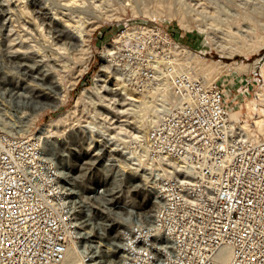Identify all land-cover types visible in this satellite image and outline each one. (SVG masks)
Wrapping results in <instances>:
<instances>
[{
    "label": "built area",
    "instance_id": "obj_1",
    "mask_svg": "<svg viewBox=\"0 0 264 264\" xmlns=\"http://www.w3.org/2000/svg\"><path fill=\"white\" fill-rule=\"evenodd\" d=\"M173 45L184 46L162 26L144 23L125 25L103 47L111 49L107 64L115 77L142 91L168 84L175 99L148 129L136 127L133 101L123 91L79 121L123 139H103L102 147L92 137L80 141L78 172L84 184L95 180L85 203L45 154L43 127L17 123L10 88H0V264H62L71 251L79 264H106L113 254L117 264H264V136L231 119L232 80L210 83L176 71ZM99 66L96 75L101 57ZM94 97L73 117H83ZM113 179L120 181L116 188ZM108 197L121 203L112 213L100 204ZM151 204V214L138 210ZM100 213L117 227L115 253L101 243L94 223ZM118 213L132 221L121 222Z\"/></svg>",
    "mask_w": 264,
    "mask_h": 264
},
{
    "label": "bare ground",
    "instance_id": "obj_2",
    "mask_svg": "<svg viewBox=\"0 0 264 264\" xmlns=\"http://www.w3.org/2000/svg\"><path fill=\"white\" fill-rule=\"evenodd\" d=\"M31 1H33V4L38 7L36 12L37 14L39 13L40 17L47 26V35L45 33L44 34L46 36L44 34L43 35L46 38L45 42H47V46L49 47V49H47L49 51H46L47 54H43L45 61L41 62L44 63L45 69L46 67L49 69L42 71L40 75V82L42 81V84L47 83L52 90L60 89L63 91L61 104L67 101L70 91L75 89L77 86V80L82 76V74L88 71V66L84 65L85 67L80 71V76L77 77V80L72 84V88L69 91H66V89L63 88V74L67 71H71L75 65L77 66L78 63L83 62L85 58H88L93 54L92 37L94 30L97 28V25L100 24L101 19L108 17L112 18V16L115 17L116 15V13H111L113 11L105 10V6L110 4V1H112V3H122L124 8H122V10L126 11L127 9H131V12L133 11L136 14L144 13L151 17H158L161 19L164 17L176 18L184 29L189 31L196 28L199 32L204 33L208 38L207 47H214L221 54L228 55L230 58H234L236 55H254L264 50V0H260L262 5L260 7L261 19L259 21L256 19V14L259 13H257L255 9V2L251 0H233L232 4L235 8L232 10L229 8V13L225 19H223L224 16L221 19L220 15L222 13L219 10L220 7L218 0H60L64 3H60L61 6L59 8H61V10H58L59 12L52 11V8L48 7V5L50 6V3L47 4V0ZM177 4L182 7H177ZM187 5L189 6L188 11L183 7ZM109 6H107V8ZM223 9H225V7ZM28 11L26 10L27 13ZM190 11H195L197 12L195 15L198 14L200 16L196 15L198 17L196 18L194 15L195 18H193L190 15ZM92 18H94V20ZM20 48L18 47V49H15L11 47V67L16 68L18 71H24L26 74H33V71H31L32 69L30 70L28 65L25 63L31 53L28 52L29 49L26 51L28 47L24 49L25 51L21 50L23 47L21 49ZM41 48L38 47V49ZM110 51L111 49L109 48L101 52V56L106 63L99 70L95 78L96 86L83 90L82 95L78 98L76 108L79 107L83 101L88 100L90 96L93 95L89 93L98 92V87L101 89L102 87L107 86L104 83L107 82V79L110 77V79L113 78L115 81L121 82V84L119 83V85H121V90L128 98H130L131 101H133L132 105L135 108L134 123L136 127L139 129H148L164 117L166 112L165 107L168 104H171L175 97L171 92H169L168 84L166 85L164 91H142L133 85L127 84L120 78L115 77L113 75L111 65L107 64V59L110 58ZM171 52L174 55L173 66L176 71L187 72L194 77H203L210 83L215 82L222 75L230 74L229 72L231 69L242 73H248L256 68L260 62V60L253 63L238 61H233L231 63L214 60L209 61L202 58L196 52L191 51L189 48L178 45H173V47H171ZM31 57H33V55ZM81 64L85 63L83 62ZM29 66L32 67L31 64ZM1 68L2 67L0 65V70ZM0 79H2V77H0ZM37 85L39 84H36V86ZM41 86L40 89L45 88V86ZM11 90L13 92V96L17 99L16 106L18 108V112L20 113V116L16 115V118L18 119L16 122L23 128L28 129L34 125L35 122L27 124L31 120L29 118L33 113L44 110L46 105H44V102L41 100L39 102L38 98L40 97L37 94L36 95L38 97L36 100L34 99L36 96L33 98L30 93V96L26 93H21L19 88L15 86L12 78ZM259 94L260 99L257 104L259 107L257 113L258 118H256L254 123L256 124L258 134L264 136V87H262ZM102 99L103 97L101 100ZM252 103L253 102H251V104ZM59 106L60 105L58 104H52L51 107L57 109ZM99 108L101 109V106ZM86 110L87 109H85V111ZM3 111L5 115L8 114L6 108H4ZM74 113L75 110H70L58 120H52L46 124L41 131V139L45 154L59 164L61 175L69 177V185L74 186L75 189L78 190L84 198L82 199V203H85V200L87 199V189L93 185L92 183H94L95 180H92L88 184L86 183V186V184H84L85 175L78 172L79 164L75 156L77 154L76 151L79 149L80 141L84 143L86 137L89 139L92 137L96 142H99L102 147L103 139L107 141L114 139L119 143L122 142L123 139L118 134L111 136L110 134H107L106 131L96 132L95 128L98 129V125H96L93 121L85 122V124L80 123L79 128L75 127V125L79 124H74L72 120ZM235 113L236 112L234 111L230 112L231 119L239 120L240 116ZM61 128H64V130H61ZM245 129L250 131L249 127H245ZM67 132L68 134L64 136ZM22 133L24 132L22 131ZM248 133L257 139L255 132ZM90 144H92V141H90ZM85 145H87V143ZM95 145L96 147L98 146L97 144ZM119 184L120 181H118V179H113L111 181L113 188H116ZM112 200L113 199L108 197L100 202L101 206L105 207L109 213H112L121 206L120 202L112 203ZM154 207V204H151L150 206L137 209L142 210L144 213L151 214ZM116 218L123 223H130L132 221V217L130 215H121L120 213L116 215ZM94 223L99 228V232L102 237L105 238V246L108 252L115 253L118 249L119 243L117 239V227L113 224L109 215L100 213ZM103 254L104 257L107 256L105 253ZM229 260V255L224 256L225 262H228ZM62 264H79L77 253L75 251H71ZM106 264H117V256L114 254L113 256H109L108 260H106Z\"/></svg>",
    "mask_w": 264,
    "mask_h": 264
},
{
    "label": "rangeland",
    "instance_id": "obj_3",
    "mask_svg": "<svg viewBox=\"0 0 264 264\" xmlns=\"http://www.w3.org/2000/svg\"><path fill=\"white\" fill-rule=\"evenodd\" d=\"M56 1L55 0H51V1L47 0L46 2H47V4L50 3V6L48 5V7H51L52 11L59 12L58 10H61V8H59V7L64 2L62 3L60 0H56ZM232 1L233 0H218L219 7H220L219 10L222 13V14L220 13L221 19L223 16H224L223 19H225L227 17V15L229 13V8H230V10L235 8L234 5L232 4ZM251 1L255 2V7H256L255 9H256L257 13H259V14H256V19H257V21H259L261 19V16H260L261 8L260 7H261L262 3H260V0H251ZM126 2H128V1H126ZM17 3H19V4H17ZM258 3L260 4V6ZM32 4H33V1H31V0H24V1L23 0H9V1L0 0V65L2 67L0 70V77H2V79H0V88L4 87V89H6V90L10 88L11 101L13 104L12 109H13L14 117H15L16 121H18V119L16 118V115L20 116V113L18 112V108L16 106L17 105V103H16L17 99L15 98V96H13V92L11 90V78L13 79L15 86H17V88H19V91L21 93H26L29 96L31 94V96L33 98L36 96L34 98L36 100L38 97L37 95H39V97H40V98H38L39 102H40V100L42 102H44L43 104L46 105V107L44 110H42V111L40 110L37 113L32 114L33 116L31 118L33 120V117H34L33 122L35 121V124L38 126V128L44 127L46 124H48L52 120H58L61 116L65 115L66 112H68L70 110H76L75 106L77 105L78 98L82 95L83 90L91 88L93 86H96V83L94 81V77L97 76L96 73L100 67L99 66L100 65V57L102 59L101 68L106 63V62H104V60L101 56V52L105 49H109L110 47L108 46L105 49H103V47L125 25L149 23V24H153V25L162 26L164 29L168 30L172 34V36L174 37V39L177 42H182L184 46L190 47L191 49L190 48L189 49L191 51L196 52L202 58H205L209 61H212V60L224 61L226 63L238 61V62H245V63H253L257 60H260L262 57H264V50H262L260 53H257L254 55H248V56L236 55L234 58H230V57H228V55L221 54L214 47H207L208 38L204 33L199 32L196 28H193L189 31L184 29L180 25V23L177 21L176 18L164 17L163 19H161L158 17H151V16L144 14V13L136 14L133 11H132L133 12L132 13L131 9H127L126 11L122 10V8H123L122 3L121 4L120 3H112V1H110V4H107L105 6V10L113 11L111 13H116L117 16L115 15V17L112 16V18L108 17V18L101 19L100 24L97 25V28L94 30L93 37H92V41H93V38L97 37L99 32H102L104 34L105 43L102 46H100V48L98 50H96L95 47L93 48V50H94L93 54L90 57L85 58V60H83V62L85 64H81L83 62L78 63L77 66L75 65L71 71H67L68 73L65 72L63 74L64 75L63 88L66 89V91H69L72 88V84L75 83V81L77 80V77L80 76V74H81L80 71L85 67L84 65L88 66V71L86 73H83L82 76L77 80V86L75 87L74 90L70 91V94L68 95L69 98L67 99V101L63 102V104H61L63 91L60 89L59 90L56 89L57 91L55 89L52 90L47 83L42 84L43 82L42 81H41L42 83L40 82V75H41L42 71L49 69L48 67H46V69H45L44 63L41 62V61H45V59L43 58V56H44L43 54H47V52L49 51L48 50L49 47L47 46V42H45L46 41L45 36L47 35V26L45 25L44 21L40 17L39 13L37 14V12H36V10H38V7H36L34 4L33 5ZM24 6H25V8H24ZM107 6H109L110 8L109 7L107 8ZM176 6L182 7L178 4ZM116 7H117V9H116ZM183 7L185 10L188 11V9H189L188 5L183 6ZM224 7H225V9H223ZM26 10L27 11L29 10L28 13L26 12ZM198 10H199V8H198ZM195 13H197V12L190 11V15L193 18H195V17L198 18L196 16L198 14L195 15ZM194 15H195V17H194ZM198 16H200V15H198ZM89 18H90V16H89ZM92 19L94 20V18H92ZM35 22H37V23H35ZM41 22L43 23V25ZM20 46H21V48L23 47V49H21ZM11 47H13L15 49H18V47H19L22 51L28 47L26 49V51H28V49H29L28 52H30L31 54H30V56L28 55L29 58H27L28 60L26 59L27 61H25V63L28 65L30 70L32 69L31 71H33V74L32 73L26 74V72H24V71H18V70H16V68L11 67ZM38 47H40V48L42 47V48L38 49ZM37 49H38V51H37ZM32 55H33V57H31ZM247 57H249V58H247ZM30 64L32 65V67L29 66ZM261 64H262V61L260 64L257 65L256 68H254L252 71H249L248 73H242V72L235 71V70L231 69L229 72L230 74L222 75V76H220L221 78L219 77L220 83H222L223 80H227V83L229 80H232V83H230L227 87V101L230 103V109H232V107L235 106V108L232 109V111L236 112L235 114L240 116L239 120L243 121L245 125L250 124L251 127L256 126V124L254 122H255L256 118H258L257 113H258L259 107L257 106V104L259 103V100L256 99L255 93L257 91L260 92V90L262 89V88H260V86L262 84H261V80H260L259 75H258L260 73ZM11 73H12V76H11ZM37 73H39V74H37ZM68 80H70V81H68ZM119 83L121 84V82H117L113 78L110 79V77H109V79H107V82L104 83L105 85H107V86H104L105 88L102 87L103 89L102 88L100 89V87H98L100 89V90L98 89V92L96 91L93 93H89V94H93V96H95V97L91 99V105L89 104L88 106L84 107L83 113H82L83 117L80 118L79 117L80 112H77L75 115L76 118H75V116L73 117V119L71 118L73 120L74 124H79V121H87L89 119V117H87V116H89V112H91V113L94 111L100 112L102 110V108L101 109L99 108L101 105L103 106L106 103L109 104V102L104 101V99H109L112 95L122 93L121 85H119ZM36 84H39V85L36 86ZM40 86L41 87L45 86L46 89L45 88L40 89ZM45 94H46V96H45ZM49 94H50V96H49ZM8 97H9V95H7V98ZM99 97H100V99H99ZM102 97H103V99L101 100ZM99 100H101V101H99ZM97 101H99V102H97ZM102 102H103V104H102ZM251 102H253V103L251 104ZM52 104H58L60 106H59V108L54 109L53 107H51ZM250 104H251V107H250ZM16 109H17V111H16ZM85 109H87V110L85 111ZM117 110L122 111L121 108H117ZM26 111H28V110H26ZM77 114H78V116H77ZM35 117H36V119H35ZM124 119L134 121V117H132V118H126L125 117ZM75 127L78 128L79 125H75ZM61 130H64V128H61ZM67 134H68V132L64 136H66ZM137 194L140 198V196H141L140 192ZM141 198H142V196H141ZM101 243L103 245H105L104 242H101Z\"/></svg>",
    "mask_w": 264,
    "mask_h": 264
},
{
    "label": "crops",
    "instance_id": "obj_4",
    "mask_svg": "<svg viewBox=\"0 0 264 264\" xmlns=\"http://www.w3.org/2000/svg\"><path fill=\"white\" fill-rule=\"evenodd\" d=\"M104 43H105L104 34L102 32H99L97 37L93 38L92 47L93 48L95 47V49L98 50L100 48V46H102Z\"/></svg>",
    "mask_w": 264,
    "mask_h": 264
}]
</instances>
